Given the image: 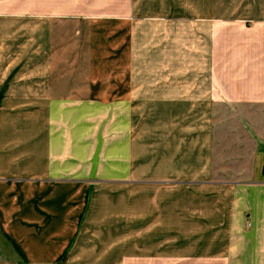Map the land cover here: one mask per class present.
<instances>
[{
    "label": "crops",
    "instance_id": "0c3cea01",
    "mask_svg": "<svg viewBox=\"0 0 264 264\" xmlns=\"http://www.w3.org/2000/svg\"><path fill=\"white\" fill-rule=\"evenodd\" d=\"M56 49L70 76H116L128 126L142 97L154 264H264V0H0V264H54L88 208L86 182L54 179L53 93L30 87L42 117L23 116Z\"/></svg>",
    "mask_w": 264,
    "mask_h": 264
},
{
    "label": "rangeland",
    "instance_id": "374dc122",
    "mask_svg": "<svg viewBox=\"0 0 264 264\" xmlns=\"http://www.w3.org/2000/svg\"><path fill=\"white\" fill-rule=\"evenodd\" d=\"M55 52V76H23L27 94L23 96V116L42 117L41 111L26 109L32 99L30 87L38 85L42 95L53 93L54 101L48 100L47 125L48 132L54 133V179L81 180L90 186V192L80 230L69 248L55 246L61 252L54 264H144V254L146 264H154L142 228L141 118L148 115L140 112L142 97L134 101L139 102L138 111L131 114L128 126L127 109L116 97L121 88L118 93L115 89V96L112 91L116 76H70L75 75L71 73L75 66L62 64V50ZM136 87L142 89L138 81ZM47 99L39 96L45 106ZM38 130L43 131L41 120ZM63 170L70 177L61 176ZM115 222L119 224V241L114 230L100 233L101 228L114 229ZM131 222L137 223L134 235L125 233Z\"/></svg>",
    "mask_w": 264,
    "mask_h": 264
}]
</instances>
